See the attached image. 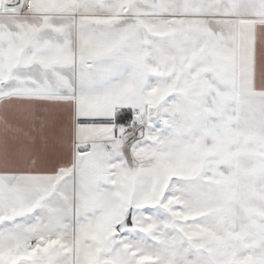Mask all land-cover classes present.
<instances>
[{
  "label": "snow or ice",
  "instance_id": "snow-or-ice-1",
  "mask_svg": "<svg viewBox=\"0 0 264 264\" xmlns=\"http://www.w3.org/2000/svg\"><path fill=\"white\" fill-rule=\"evenodd\" d=\"M0 113V264H264V0H0Z\"/></svg>",
  "mask_w": 264,
  "mask_h": 264
},
{
  "label": "crops",
  "instance_id": "crops-1",
  "mask_svg": "<svg viewBox=\"0 0 264 264\" xmlns=\"http://www.w3.org/2000/svg\"><path fill=\"white\" fill-rule=\"evenodd\" d=\"M0 116H2V113H0ZM2 149H3V124H2V119H0V154H2ZM35 151L38 155L43 154L45 151V146L44 145H36L33 146L31 149Z\"/></svg>",
  "mask_w": 264,
  "mask_h": 264
}]
</instances>
